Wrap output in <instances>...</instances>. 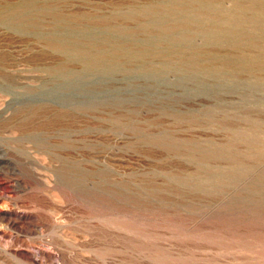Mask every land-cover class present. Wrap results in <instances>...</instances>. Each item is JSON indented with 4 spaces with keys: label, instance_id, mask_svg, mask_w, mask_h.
Masks as SVG:
<instances>
[{
    "label": "rangeland",
    "instance_id": "obj_1",
    "mask_svg": "<svg viewBox=\"0 0 264 264\" xmlns=\"http://www.w3.org/2000/svg\"><path fill=\"white\" fill-rule=\"evenodd\" d=\"M0 264H264V0H0Z\"/></svg>",
    "mask_w": 264,
    "mask_h": 264
}]
</instances>
